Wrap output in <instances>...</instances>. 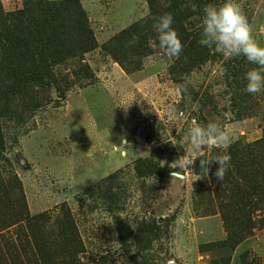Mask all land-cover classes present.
<instances>
[{
    "label": "rangeland",
    "instance_id": "rangeland-1",
    "mask_svg": "<svg viewBox=\"0 0 264 264\" xmlns=\"http://www.w3.org/2000/svg\"><path fill=\"white\" fill-rule=\"evenodd\" d=\"M24 2L0 0L5 12ZM80 3L98 46L82 61L90 71L77 78L78 60L68 61L52 85L35 87L2 120L0 218L42 216L47 264H264V192L254 191L250 218H224L231 187L242 181L223 191L210 173L196 181L199 159L183 179L171 183L169 175L178 157L195 158L193 120L217 122L232 137L226 150L209 147L202 155L242 153L248 171H264V91H245V74L256 65L206 47L182 68L157 35L150 53L127 70L103 45L149 16L147 0ZM238 3L264 45V0ZM4 232L12 236L14 228Z\"/></svg>",
    "mask_w": 264,
    "mask_h": 264
},
{
    "label": "trees",
    "instance_id": "trees-1",
    "mask_svg": "<svg viewBox=\"0 0 264 264\" xmlns=\"http://www.w3.org/2000/svg\"><path fill=\"white\" fill-rule=\"evenodd\" d=\"M218 1L147 0L149 16L116 35L103 49L127 69L135 59L150 53L149 41L158 35L153 25L157 18L168 13L173 16L172 27L183 45L177 62L182 68L190 67L207 51L199 43L202 28L195 18L202 19L204 7ZM97 47L80 0H25L23 7L14 12H5L0 3V153L4 147L2 120L9 116L16 101L30 96L35 87L52 85L60 67L70 60H78L73 72L75 77L86 76L90 67L82 61L85 54ZM172 74L175 75L174 71ZM244 149L254 150L253 146ZM236 154L228 152L234 168L228 167L223 180L217 181L212 175L218 168L216 163L211 166L210 174L216 179L213 180L216 187L223 184L221 191L230 188L233 179L243 182L236 188L231 187L232 203L224 206V218H250L255 207L251 199L254 191L264 192V171H248L247 157ZM232 157L238 161L233 163ZM43 220L42 216L31 218L27 212L0 218V264H47L39 236ZM10 228H14V233L8 237L4 231ZM71 232L75 233L73 226ZM245 237L241 234L237 240L231 239L229 246L234 247Z\"/></svg>",
    "mask_w": 264,
    "mask_h": 264
},
{
    "label": "clouds",
    "instance_id": "clouds-1",
    "mask_svg": "<svg viewBox=\"0 0 264 264\" xmlns=\"http://www.w3.org/2000/svg\"><path fill=\"white\" fill-rule=\"evenodd\" d=\"M172 24L173 16L166 13L156 19L153 27L158 34L159 48L167 57L178 59L183 45ZM201 28L199 43L202 46L214 49L229 58L243 56L250 64L256 65L245 74L247 81L245 91L249 94L264 91V45L254 38L248 18L238 0H224L219 6L206 5L203 9ZM177 88L178 91L182 90L181 86ZM231 142L232 137L219 123L209 122L202 126L193 120L188 131V143L195 153V158L186 153L169 165L171 183L183 179L186 170L194 169L197 159L203 175L198 176L196 181L209 178L210 166L213 163H216L218 168L212 175L217 181L223 180L230 165V155L204 156L202 149L217 147L226 150ZM159 216L165 218L166 210L159 213Z\"/></svg>",
    "mask_w": 264,
    "mask_h": 264
}]
</instances>
